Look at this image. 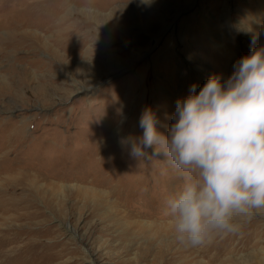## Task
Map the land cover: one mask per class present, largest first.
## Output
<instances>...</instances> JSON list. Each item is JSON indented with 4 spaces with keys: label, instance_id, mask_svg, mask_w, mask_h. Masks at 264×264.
<instances>
[{
    "label": "rangeland",
    "instance_id": "1",
    "mask_svg": "<svg viewBox=\"0 0 264 264\" xmlns=\"http://www.w3.org/2000/svg\"><path fill=\"white\" fill-rule=\"evenodd\" d=\"M56 17L80 22L73 45L55 41ZM13 20L43 45L6 43ZM259 47L264 0H0V195L19 200L0 230L26 249L7 263L264 264V210L184 246L166 209L178 171L162 152L136 158L121 143L141 134L146 106L166 133L194 81L226 80Z\"/></svg>",
    "mask_w": 264,
    "mask_h": 264
},
{
    "label": "clouds",
    "instance_id": "2",
    "mask_svg": "<svg viewBox=\"0 0 264 264\" xmlns=\"http://www.w3.org/2000/svg\"><path fill=\"white\" fill-rule=\"evenodd\" d=\"M197 88L194 81L177 98L166 133L146 106L141 134L121 139L131 156L153 148L178 171L182 183L166 200L168 223L175 239L193 248L264 210V47L238 58L226 80L212 74Z\"/></svg>",
    "mask_w": 264,
    "mask_h": 264
},
{
    "label": "bare ground",
    "instance_id": "3",
    "mask_svg": "<svg viewBox=\"0 0 264 264\" xmlns=\"http://www.w3.org/2000/svg\"><path fill=\"white\" fill-rule=\"evenodd\" d=\"M41 1V3L42 4H46V2H47V0H40ZM78 2V1H77ZM52 3V2H51ZM62 3V2H61ZM64 3V2H63ZM67 3H68V1H65V4H64V6L66 7V5H67ZM42 6V5H41ZM191 6V5H190ZM65 7H62L63 9L65 8ZM226 9V7H224V11H226L225 10ZM62 10V9H61ZM61 10H59V12L61 11ZM69 11V10H68ZM226 13V12H225ZM224 13V14H225ZM57 16H58V14H57ZM62 16V15H61ZM224 17V16H223ZM57 18V20L59 19V23H60V26L61 27H59V29H58V32L55 34V37H54V39H55V41L57 42V43H59V44H61L62 42H64V44L67 42V43H72V35L74 34V31H72L71 30V28L72 27H74L75 28V26H76V28H77V24L78 23H80V22H78L77 24H73V22H70V18H64V17H56ZM73 18V17H72ZM53 20V19H52ZM226 20H227V18H226ZM226 20H224V21H226ZM14 21V22H13ZM13 21H11V23H10V28H9V31L7 32V34H6V39L5 40H7L6 41V43H9V44H13L14 46L15 45H19V44H24L23 42L25 41L26 43H28V46L30 45V46H32V47H39L40 45H43V42H42V38H41V36L40 35H38V34H35V33H32L33 32V30H31L30 28H26V27H28V26H25V24L24 23H22V22H19L20 20H18V21H15V20H13ZM24 22V21H23ZM61 22H67L66 24H65V27L63 26V25H61V24H63V23H61ZM74 22H76V21H74ZM52 23H53V21H52ZM88 24H89V22H88ZM232 26V25H231ZM58 27V26H57ZM80 27V26H79ZM84 28V27H83ZM224 28V27H223ZM229 28H230V26H229ZM239 28H241V27H239ZM243 28V27H242ZM34 29V28H33ZM86 29V28H85ZM233 29V28H232ZM79 30V29H78ZM230 30V29H229ZM234 30V29H233ZM35 31V30H34ZM38 31V30H37ZM77 31V30H76ZM224 31V30H223ZM241 31V30H240ZM82 32H84V31H82ZM225 32V31H224ZM229 32H231V31H229ZM234 32H236L237 33V31H234ZM244 32V31H243ZM42 33V32H41ZM76 33V32H75ZM87 33H88V31H87ZM245 33H247V32H245ZM244 33V34H245ZM80 34H81V32H80ZM225 34H226V32H225ZM241 34V33H240ZM263 34V33H262ZM228 35V34H227ZM235 35V34H234ZM247 35V34H246ZM83 36V35H82ZM20 38L21 40H23V42H17L16 41V39L15 38ZM241 37V36H240ZM82 38V37H81ZM232 38V37H231ZM242 38H243V36H242ZM19 39V40H20ZM75 39H77V38H75ZM82 39H85V38H82ZM66 41V42H65ZM75 41V40H74ZM228 41V40H227ZM3 43V42H2ZM75 43H77V42H75ZM55 44V43H54ZM63 44V45H64ZM83 44V43H82ZM226 44V43H225ZM27 45V44H26ZM62 45V44H61ZM62 45V46H63ZM72 45H73V43H72ZM224 45V44H223ZM223 45H219V46H222L223 47ZM8 46H10V45H8ZM24 46V45H23ZM61 46V47H62ZM65 46H66V44H65ZM7 47V46H6ZM21 47H22V45H21ZM76 47V46H75ZM226 47V46H225ZM19 48V47H18ZM73 48V47H72ZM70 49V48H69ZM76 49V48H75ZM222 49V48H221ZM71 50V49H70ZM77 50H79V49H77ZM73 51V50H72ZM59 54V53H58ZM70 54V53H69ZM73 54V53H72ZM61 56V55H60ZM32 62V61H31ZM35 62V61H34ZM196 74V73H195ZM198 74V73H197ZM16 201H19L17 198H14V197H12V196H6V195H0V219L1 218H3L2 216L3 215H6V214H8V213H10L9 211H11L12 210V207H14V205L11 203V202H16ZM67 229H69V228H67ZM74 233V232H73ZM26 234V233H25ZM21 235H22V233H21ZM28 235V234H27ZM19 237H21V236H19ZM19 237H18V240L17 239H15L14 237H11L10 235H9V233L7 232H1V230H0V264H9V263H11L10 262V260L8 261V259H9V256L10 255H13V254H16V259L17 260H20V259H22L23 257H24V253H26V249L25 250H23V249H21V250H19L18 248H17V246L16 247H9V245L10 244H14V243H16V245H17V243H19L20 242V240H19ZM232 237V235H228L226 238H225V236H224V238L221 240L222 242H224V244H226V243H230V240L232 239L231 238ZM29 240V239H28ZM221 242V243H222ZM27 245V244H26ZM26 245H23V246H25V247H27V248H29V246H26ZM19 247H22V246H19ZM225 247V246H224ZM228 247V246H227ZM15 250V251H14ZM13 251V252H12ZM13 253V254H12ZM11 259H13V257H11ZM15 259V260H16ZM24 261V260H23ZM7 262H9V263H7ZM167 263V262H166ZM165 263V264H166ZM14 264V263H13ZM17 264V263H16ZM20 264V263H19Z\"/></svg>",
    "mask_w": 264,
    "mask_h": 264
}]
</instances>
